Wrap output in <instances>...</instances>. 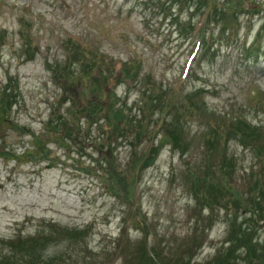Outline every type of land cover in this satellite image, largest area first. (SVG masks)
Returning a JSON list of instances; mask_svg holds the SVG:
<instances>
[{"label": "rangeland", "instance_id": "rangeland-1", "mask_svg": "<svg viewBox=\"0 0 264 264\" xmlns=\"http://www.w3.org/2000/svg\"><path fill=\"white\" fill-rule=\"evenodd\" d=\"M242 1V9L231 8L225 15L223 10L231 6L228 0H206L202 9L194 5L195 0H0V104L9 92L7 82L16 89L7 101L14 123L0 125V151L7 148L22 155L32 145L33 133H42L50 104L63 93L51 69L67 53L61 39L72 48L76 45L74 50L84 49L87 43L82 34L91 31L109 61L135 53L143 70L152 66L158 84L168 85L179 98L170 110H182L185 93L203 87L211 108L234 110L264 125V112L257 107L264 93V57L243 53L258 38L264 23V0H253L254 5ZM118 11L131 13L125 21L142 24L135 29L130 25L126 35L122 27L115 30L111 26V18L103 23L96 17ZM260 58V63L252 61ZM147 78L142 75L141 81ZM142 88L140 82L131 81L117 92L121 100L128 98L130 105H136L143 99ZM187 123L193 138L187 158L171 145L165 146L152 166L137 172L133 206L128 199L104 190L101 174L106 176L107 168L102 170L97 163L95 141L85 136L58 141L64 145L49 142V157L39 162L0 153V239L33 234L53 221L79 229L90 226L89 251L79 254L74 250L77 247H69L61 238L48 246L46 255L65 252L70 264H125L127 255L135 252L114 250L116 239L120 238L124 248L134 249L147 229L150 244L160 248L167 260L203 263L212 259L225 244L231 215L219 205L212 208L198 203L187 171L205 157L202 129L194 117ZM95 128L91 134L96 137L101 131ZM86 131L82 128L83 135ZM124 144L113 141V150L107 153L122 167L130 151ZM228 147L236 156V177L257 169L258 159L251 148L235 139ZM241 184L243 180H238L237 185ZM226 191L232 193V189ZM239 214L246 215L243 209ZM123 224L131 227L124 235L120 232ZM256 229L263 234L264 228ZM8 252L11 249L0 243V257Z\"/></svg>", "mask_w": 264, "mask_h": 264}, {"label": "trees", "instance_id": "trees-1", "mask_svg": "<svg viewBox=\"0 0 264 264\" xmlns=\"http://www.w3.org/2000/svg\"><path fill=\"white\" fill-rule=\"evenodd\" d=\"M205 1L195 0L194 5L202 9ZM228 3L231 6L230 9L223 10L225 15L229 14L231 8L242 9L245 2L228 0ZM247 3L254 5L256 2L249 0ZM105 15L96 17L102 18L103 23L111 18V26L115 30L122 27L121 31L126 35L129 34L130 25L134 29L137 27L134 21H125L131 19L128 13L118 11L115 15ZM98 26L102 25H96ZM82 37L87 46L80 50H74L76 45L72 48V45L61 40L67 50L66 59L59 61V64L56 61L51 69L55 80L63 88V96L51 104L50 115L42 133H33L32 145L22 155L7 148L0 153L4 156L10 154L16 160L28 156L29 161L39 162L49 157L46 147L49 142L64 139L76 141L85 136L87 140L95 141V150L99 154L97 163L102 170L107 168L106 176L101 174L104 189L118 199H128V204L133 206L137 172L152 166L165 144H170L173 151L187 158L193 143L187 120L194 117L200 122L202 129L200 136L205 157L188 169L187 172L191 175L188 177L193 181L192 189L199 198V204L212 208L219 205L227 210V215H231L228 216L230 230L225 240L227 245L218 249L212 259L203 263L173 258L167 260L160 248L150 244L151 232L144 229L145 236L134 249L132 246L124 248L118 238L114 250L123 248L124 252H135L127 255L125 264H264V232L259 235L256 229V224L264 219V125L254 124L245 115L234 110L211 108L205 102L204 88L201 87L185 93L182 110L179 107L170 110L175 105L173 101L179 98L171 94V88L163 82H147L156 75L152 66L143 70L142 61H136L135 53H128L127 56L118 57L124 63L116 72L113 69L114 58L109 61L95 34L91 31V34L83 33ZM68 42H71V38ZM243 53H246V57L253 53L264 57V23L258 31V38L248 47L245 46ZM142 75H147L148 78L141 81ZM134 78L143 86V99L136 109L118 99L114 91L106 90L111 80L122 82ZM10 84H7L10 89L6 87L9 92L3 96L7 98L0 104V125L14 123L10 118L11 105L7 101L12 98L16 89ZM257 107L264 112V97ZM153 119L155 120L151 122ZM94 125L95 129L98 127L101 131L96 137L91 134ZM82 128L87 129L85 135ZM157 139L159 143L156 145ZM223 139L226 142L223 143ZM232 139L239 140L243 146L254 151L258 169L236 177V156L230 154L228 147ZM116 140L122 141L130 149L125 167L107 156V153L112 152V143ZM238 180H243V184L237 185ZM229 189H232L230 194L226 191ZM240 209L246 215H240ZM212 210L214 212L215 209ZM138 215L142 216L141 212ZM127 230L128 227L123 229V235ZM90 231V226L79 229L53 221L44 229L38 228L33 234L2 238L0 243L7 245L11 252L0 257V264H70L65 252L48 256L45 250L53 241L62 238L69 247H77L74 250L78 249V253L82 254L84 250L89 251ZM92 262L88 264H97Z\"/></svg>", "mask_w": 264, "mask_h": 264}]
</instances>
